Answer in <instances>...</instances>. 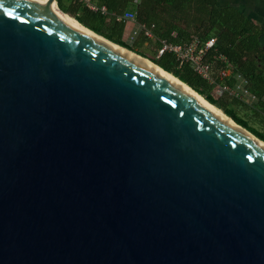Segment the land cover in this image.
<instances>
[{
	"label": "water",
	"instance_id": "95a60500",
	"mask_svg": "<svg viewBox=\"0 0 264 264\" xmlns=\"http://www.w3.org/2000/svg\"><path fill=\"white\" fill-rule=\"evenodd\" d=\"M0 264H264V149L39 3L0 0Z\"/></svg>",
	"mask_w": 264,
	"mask_h": 264
},
{
	"label": "trees",
	"instance_id": "16d2710c",
	"mask_svg": "<svg viewBox=\"0 0 264 264\" xmlns=\"http://www.w3.org/2000/svg\"><path fill=\"white\" fill-rule=\"evenodd\" d=\"M90 2L100 7L105 6L113 15H105L101 10H93L85 0H57L62 11L75 16L83 25L96 33L133 51L137 49L135 45L140 44V38L136 40L135 45L125 41L123 36L126 22L119 21L114 16V14L126 13L131 7H136L137 20L140 23L156 25L154 31L158 34L161 45L163 39L175 43L187 42L191 33L183 27V23L190 19L194 22L203 21L208 25V29L220 27L218 45L208 52L207 61L220 62L222 57L228 59L235 71L246 79L248 91L260 102L264 101V45L261 40L264 28L239 8L233 5H220L219 0H90ZM195 8L198 14L191 13ZM108 17L114 23L111 33H105L103 29V23ZM153 60L196 91L203 92L209 86V80L199 74L191 63L181 65L177 55L172 51L158 54ZM208 99L213 104L218 103L239 126L264 142V134L250 127L224 102L212 95H208Z\"/></svg>",
	"mask_w": 264,
	"mask_h": 264
},
{
	"label": "rangeland",
	"instance_id": "374dc122",
	"mask_svg": "<svg viewBox=\"0 0 264 264\" xmlns=\"http://www.w3.org/2000/svg\"><path fill=\"white\" fill-rule=\"evenodd\" d=\"M233 1H236V3ZM219 2L220 5L234 3L235 7L243 10L246 14L250 15L251 18L253 17L259 24L264 26V0H219ZM242 6H244V8H242ZM128 11L137 12L136 7H131ZM191 13L198 14V11L195 8ZM71 16L77 19L75 16ZM183 27H186L191 33L190 39L187 41H191L194 35H199L205 40L212 36H220V27L208 29V25H205L203 21L194 22L193 19H190L187 22L184 21ZM103 29L105 33H111L113 31L114 23L109 17L106 19L105 23H103ZM137 30L140 31V25ZM175 35H177V33ZM130 36L131 39H126V41L133 45H135L136 40L140 38V44L135 45L137 48V51L135 50L136 52L152 60L154 57L158 56L162 45L159 42V36L156 31H154L153 36H145V34L142 35L140 32L137 34L135 31L133 35L131 34ZM261 40L264 45V33L261 36ZM212 63L214 65L213 79L209 80V86L205 88L203 92H198L206 99H208V95H212L217 100L224 102L227 107L233 109L241 119L246 121L250 127L264 134V101L260 102L248 91L246 79L235 71L233 64L228 59L221 58L220 62L219 60H215ZM214 104L223 111L218 103Z\"/></svg>",
	"mask_w": 264,
	"mask_h": 264
},
{
	"label": "bare ground",
	"instance_id": "6f19581e",
	"mask_svg": "<svg viewBox=\"0 0 264 264\" xmlns=\"http://www.w3.org/2000/svg\"><path fill=\"white\" fill-rule=\"evenodd\" d=\"M36 3H39L41 6L46 8L49 12L57 16L59 19L63 20L64 22H67L68 24L73 25L74 27L80 29L81 31H84L87 34H90L91 36L95 37L99 41L109 45L116 51L120 52L121 54L128 56L134 60H136L139 63L144 64L145 66H150L153 69L161 72L165 77H167L170 81L175 83L178 87H180L183 91H185L187 94L192 96L193 98L197 99L199 102L204 104L211 112H213L216 116H218L222 121H224L226 124L230 125L233 129L239 131L240 133L246 135L249 137L252 141H254L256 144H258L261 148L264 149V142L252 135L250 132H248L243 127L239 126L231 117H229L224 111H222L218 106L211 103L208 99H206L202 94H200L198 91H196L193 87H191L189 84L181 80L179 77L174 75L173 73L167 71L159 64L152 61L150 58H147L125 46L119 45L106 37L96 33L95 31L91 30L90 28L83 25L81 22H79L77 19L69 15L68 13L62 11L58 5L55 3L54 0H31Z\"/></svg>",
	"mask_w": 264,
	"mask_h": 264
},
{
	"label": "built area",
	"instance_id": "2783aa9c",
	"mask_svg": "<svg viewBox=\"0 0 264 264\" xmlns=\"http://www.w3.org/2000/svg\"><path fill=\"white\" fill-rule=\"evenodd\" d=\"M88 2V5L93 10H101L105 15H113L108 12L105 6H98L95 3H91L90 0H85ZM115 18L119 21H136L140 25V31L135 30V33L139 34L144 33L147 36H153L154 29L156 28L155 24L147 25L140 23L138 18V12L130 11L124 14H114ZM162 47L160 48L159 55H162L166 51H172L177 55L178 60L181 65L185 63H191L194 69L201 74L207 80L213 79V69L214 65L212 61H207V54L211 49H214L218 45V37H209L208 39H203L199 35H194L191 41L184 43H175L171 42L168 39H163L161 41ZM225 59V57H222Z\"/></svg>",
	"mask_w": 264,
	"mask_h": 264
},
{
	"label": "crops",
	"instance_id": "0c3cea01",
	"mask_svg": "<svg viewBox=\"0 0 264 264\" xmlns=\"http://www.w3.org/2000/svg\"><path fill=\"white\" fill-rule=\"evenodd\" d=\"M141 1V0H139ZM250 1V0H249ZM234 3H236V1H233ZM234 3H230V4H225V5H233L235 6ZM249 3V2H248ZM247 3V4H248ZM251 4V3H250ZM242 8H244V6H242ZM241 10V9H240ZM242 12H244L243 10H241ZM127 12H130V11H127ZM246 14V12H244ZM247 16L250 17V15L247 14ZM251 18V17H250ZM254 22H256L257 24H259L253 17L251 18ZM262 28H264L263 25L259 24ZM139 27L138 25V22L136 21H129V22H126V27H125V30H124V40L126 41V39H131V34L133 35L134 31L137 30Z\"/></svg>",
	"mask_w": 264,
	"mask_h": 264
},
{
	"label": "snow or ice",
	"instance_id": "6c2138e0",
	"mask_svg": "<svg viewBox=\"0 0 264 264\" xmlns=\"http://www.w3.org/2000/svg\"><path fill=\"white\" fill-rule=\"evenodd\" d=\"M11 13H9V15H10Z\"/></svg>",
	"mask_w": 264,
	"mask_h": 264
}]
</instances>
